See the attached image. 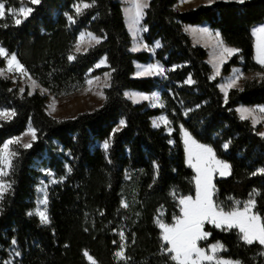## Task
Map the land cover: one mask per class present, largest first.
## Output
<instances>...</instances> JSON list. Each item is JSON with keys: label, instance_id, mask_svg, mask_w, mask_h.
Returning a JSON list of instances; mask_svg holds the SVG:
<instances>
[{"label": "trees", "instance_id": "trees-1", "mask_svg": "<svg viewBox=\"0 0 264 264\" xmlns=\"http://www.w3.org/2000/svg\"><path fill=\"white\" fill-rule=\"evenodd\" d=\"M81 1L91 6L77 15L73 6ZM0 2L5 8L33 9L19 25L7 13L0 19V45L48 93L68 95L83 87L87 77L109 71L102 102L65 118L47 113L46 95L21 93L12 80L0 76V109L15 113L0 120V148L27 125L35 131L30 147H13L9 187L0 199V264L13 240L20 254L16 264H177L156 218L162 210L163 222L172 224L179 216L178 198L195 193L180 127L229 165L227 176L213 180L217 207L241 209L236 202L254 194V211L264 222V175L259 174L264 169V135L259 133L261 124L255 126L237 110L239 105H264V80L246 79L225 97L212 78L207 49L193 43L184 29L185 24L207 23L238 49L221 74L235 65L243 72H262L264 66L254 59L251 29L264 21V0H214L185 10L174 7L177 0H149L142 24L147 29L144 41L160 42L153 57L145 50H130L131 36L117 0ZM81 31L100 42L75 51ZM102 56L106 66L93 68ZM153 60L163 66V76H134L135 62ZM128 89L160 90L162 105L134 103L125 95ZM160 113L166 115L171 134L152 124L151 118ZM102 142L108 143L107 149ZM42 166L62 178L49 190V225L31 213ZM203 230L209 235L200 247L219 242L221 257L264 264L262 245L247 244L237 228L205 223ZM121 249L124 256L118 259Z\"/></svg>", "mask_w": 264, "mask_h": 264}, {"label": "snow or ice", "instance_id": "snow-or-ice-1", "mask_svg": "<svg viewBox=\"0 0 264 264\" xmlns=\"http://www.w3.org/2000/svg\"><path fill=\"white\" fill-rule=\"evenodd\" d=\"M211 3V0H209ZM240 3H243L244 0H239ZM31 3L38 4L39 0H31ZM131 8L128 9L131 14V19L133 25H139L140 20L144 15V8L148 5L146 0H130ZM91 5L89 3H82L76 5L77 15L81 14L82 9H87ZM33 11L32 8L20 7L18 11L16 9L9 8L8 12L13 16H27ZM5 16V4L0 2V19ZM69 21H73L71 16L68 17ZM21 19H15V23L19 25ZM147 31V29H144ZM195 32L197 29H191ZM200 32L207 36H211L212 33L208 31L207 28L199 29ZM254 35L257 36V62L261 65H264V26H260L254 30ZM215 36L218 40L219 45L222 50L219 54L218 59L222 63L224 61L225 55L231 56L235 54L238 50L235 48L224 47L222 41H219V32L215 33ZM88 41L91 43L95 41L99 43V39L91 33L87 34ZM85 41V34H81L79 42L76 45L77 51H80L81 45ZM157 47L159 43L157 42ZM0 56L8 57L9 70L11 71L13 66L16 71L25 72L23 65L19 63L15 54L9 56L6 50L0 47ZM69 59H74L70 56ZM103 63V62H102ZM145 72L151 73L156 72L157 74H162L163 69L158 65L150 66L145 69ZM217 74H219V68H217ZM239 77H237L238 79ZM188 83H193L191 79L187 81ZM89 84L92 83L91 80L88 81ZM236 79H233L228 87L234 86ZM33 86L36 87V82L33 81ZM140 99H148L147 96H142ZM152 99L158 100V96H153ZM242 118H247L243 113H251L253 110L241 109ZM259 112L264 113V107L258 109ZM14 112L0 111V119H8L14 116ZM164 120V123L167 124L168 121ZM124 122L121 121V125ZM154 126H158L156 121H153ZM33 139H35V131L29 129ZM185 144L187 145L186 151L188 154V163L196 171L197 175L195 177L196 181V197L193 199L191 196L184 197L180 200L182 217L176 220V223L169 227L164 224H160V227L164 230L163 240L170 245L167 248V252L173 253L171 259L176 261L177 264H200L201 261L207 260L212 261L214 259L213 255H206L205 251L197 246V241L203 238H206L209 234L202 231V227L205 221L214 224L217 228L222 226H227V228H238L242 234V239L249 245L253 243H259L264 246V222L260 215L252 212V209L255 207V200L249 199L243 206V209L233 208L231 211H225L223 208H218L217 205L213 202L212 195L214 185L212 184V173L219 170L220 174L223 176L228 172L229 165L223 163L222 161L216 160L215 153L212 148L205 145L197 144L192 137L185 132ZM13 143H19V138L16 140H9L3 146V149H0V164L5 167H11V156H15L14 152H9V145ZM25 148L30 147L29 144L24 145ZM105 149L108 148V143L104 144ZM215 165L216 167H213ZM7 173L4 171V168H0V176H4ZM257 173H253L256 175ZM259 174L264 175V169L259 170ZM9 187L2 182H0V198L3 197L4 191ZM44 203H47L45 199ZM239 204V202H236ZM125 207L127 205H124ZM31 214V213H30ZM42 222H48V217L45 212H38ZM123 238V234H121ZM13 244L16 243L15 240L12 241ZM223 245L217 243L211 246V251L215 253L217 250L222 249ZM15 255H19V252H16ZM118 257L123 258L124 253L118 252L116 254ZM91 259V258H90ZM4 264H11L10 261L4 262ZM217 264H232L231 261L217 260ZM239 264V262H237Z\"/></svg>", "mask_w": 264, "mask_h": 264}, {"label": "rangeland", "instance_id": "rangeland-1", "mask_svg": "<svg viewBox=\"0 0 264 264\" xmlns=\"http://www.w3.org/2000/svg\"><path fill=\"white\" fill-rule=\"evenodd\" d=\"M21 7L28 8L26 6H21ZM9 8H11V7H9ZM9 8H5V14L6 13L9 14L10 16L13 17L14 20L17 19V18H19V19L24 18L23 16L17 17V16L11 15L8 12ZM19 8H12V9H16L18 11ZM260 26H264V21L262 23L256 24L253 27L254 29L252 31L253 38H254V59H255L256 62H257V59H256V56H257V48H256L257 36L254 35V30L257 29ZM187 33L188 34L191 33V29L190 28L187 29ZM215 33H217V32H213L211 36H203L202 35V36H200V38L198 37L199 38L198 40L203 44V47H205L207 49V53H208L207 62L210 64V66L212 68L211 75H212V77H215L218 80L219 88L222 91V93H224V95L227 94V92H228V90L230 88L242 85L243 81L246 80V79L257 78L259 80H264V71H262V72H260V71L243 72L242 69H236V71L234 73L232 72V73H230V74L228 73L226 75L221 74L222 64H220V60L218 59V57H219V54H220L222 48H221V46L218 43V40H217V38L215 36ZM81 34H85V41H84L83 45H88L87 47L93 45L92 43H94L95 41H92L90 43L88 41V38H87V34L88 33L84 32V31H81L78 34L77 40H76L75 43L79 42ZM219 41H222V44H223L224 47L234 48V47H232L230 45H227L222 40L221 36H219ZM136 45H137V42H135V39H134L131 48H135ZM0 47H2V46L0 45ZM2 48H4V47H2ZM75 50L77 51L76 48H75ZM80 51H82V50L80 49ZM6 52L9 54V56L14 54V53H9L7 50H6ZM0 59L3 60V65L0 66V76L6 77V78L12 80L13 85L15 87H17L18 90L21 93L24 92V91H28L29 93L40 92V93L46 95V101H45L46 111H47L48 114H50L51 116H53L55 118L73 117L74 115H76L79 112L92 110L93 108L97 107L103 100V97H104L103 89L108 85V82H109V71H105V72H102L101 74L87 77L83 87H81L80 89H78V90H76V91H74V92H72V93H70L68 95H65V96H54L53 94L48 93V91L46 89H44L38 83V81L36 79H34L26 70H25L24 73H22V72L16 71L15 67L13 66L12 70L10 71L9 70V65L7 63L8 57L0 56ZM102 62L106 64V60L105 59H103ZM140 66L141 65H139V62H135V70H134V72L135 71L136 72L137 71L138 72L141 71V69H140L141 67ZM150 66H153V65H150ZM217 68H219V74H217ZM136 77H142V76H136ZM237 77H239V78L237 79ZM233 79H236L235 85L232 86V87H228L229 83ZM89 80L92 81L91 84L88 83ZM33 81L36 82V85H37L36 87L33 86ZM135 91H138V90H136V89H128L126 91V93H125L126 97L129 98L134 103H139V102H142V101H146L148 106H150V107H155V106H161L162 105V102H161V99H160V90L152 91V92H150L147 95H139V94L135 93ZM154 95L158 96L159 99L158 100L152 99V97ZM142 96H147L148 99H140V97H142ZM261 107H264V105L252 106V107L250 106V107H247V108L240 107L239 114L242 116V112L240 111L241 109L253 110V111H251L250 114L249 113H243V115L247 116V118L250 119V121L255 126L258 125V124H261V127L259 129V133L264 135V113H261V112L258 111V109L261 108ZM0 111L11 112L10 110H7V109H0ZM162 117L163 116H153L151 118L152 124H153V121H156L158 127L159 126H163L164 129H165V132L167 134H171V132H172L171 126L169 125V123L165 124L164 120L161 119ZM163 118L166 119L165 117H163ZM0 120H2V119H0ZM29 129L34 130L30 125H27L26 129L21 134H19L17 136H13V137L8 138L7 140H5V142L3 143V145L1 146L0 149H3L4 144L6 142H8L9 140H16L17 138H19V143L10 144L9 145V152H14L13 151V147L15 145L24 146L25 144H29L30 141L33 139L31 133L29 132ZM185 132H187L189 134V132L186 129H184L183 127H180V136H181V140H182L183 147H184L185 161H186L187 165L190 166L189 163H188V154H187V151H186L187 145L185 144V136H184ZM192 139L195 140L193 137H192ZM171 142H172V140H171ZM104 144H105V142L101 143V145L103 147H104ZM197 144H201V145H205L207 147H210V146H208L206 144H202V143H199V142H197ZM11 158H12V156L10 157V159ZM215 158H216V160L222 161L221 159H219L216 156H215ZM222 162L228 165V163H226L225 161H222ZM213 167H216V166L213 165ZM0 168H4V171L8 174V170H9L8 167H5L4 165L0 164ZM192 170L194 171L195 193L191 197L193 199H195V197H196V181H195V177H196L197 173H196V171L193 168H192ZM229 170L230 169H228V172L225 175H223V176L220 174L219 170L214 171L212 173V184H213L214 177H216V176L225 177V176H227L229 174ZM40 172L41 173L38 176L36 184L34 186V203H35V205H34L33 209L31 210V213L33 215H35L40 220V222L43 225H49L50 224V217H49V212H48L49 190L54 184L61 182L62 178L57 177L55 172L53 170L47 168V167H43V166L40 167ZM7 174L4 175V176H0V182L4 183L6 185L9 184V182L7 180ZM7 189H8V187H7ZM213 195H214V189H213ZM213 195H212V199H213ZM188 196H190V195L180 196L178 198L179 216L174 219L172 224H170V225L165 224L163 222V220H162L163 211L162 210L159 211L158 216L156 218V223H157L158 227L160 228L162 240H163L164 230L160 227V224H164V225H167L169 227L173 226L176 223V220L178 218L182 217L181 208L183 206L181 205L180 200L182 198L188 197ZM253 198H254V194H252L245 201H242V202L238 201L239 204L240 203L242 204L241 210L243 209L244 204L249 199H253ZM45 199L47 200L46 204L44 203ZM239 204H237V205H239ZM38 212H45V214L48 217V222H46V223L42 222L41 219H40V216L37 214ZM252 212L257 214L254 211V208L252 209ZM205 223H209V222L205 221L204 224ZM204 224H203V226H204ZM210 224H212V223H210ZM212 225H214V224H212ZM202 231L205 232L203 230V227H202ZM238 231H239V229H238ZM239 233H240V231H239ZM121 234H123L122 231L120 232V236H121ZM240 236L242 238V234L241 233H240ZM121 238H122V236H121ZM203 239H200V240L197 241V246L198 247H200L199 246V242L202 241ZM122 242L124 243V235H123V238H122ZM163 242H165V241L163 240ZM214 244L207 245L206 247H200V248H202L205 251L206 255H213L214 256V259L212 261L204 260V261H201L200 264H217V260L231 261L232 264H237V262H239V261H236V260H232V259L221 257L220 253L224 250L223 248L219 249L215 253H213L211 251V246L214 245ZM219 244H221V243H219ZM167 246H168V248L170 247V245H168V244H167ZM262 247H263V254H264V246H262ZM8 250H9V256L5 260V262L6 261H10L11 264H16L17 259L20 257V254L18 256L15 255V253L18 252V247L16 246V244H12L8 248ZM118 252H122V249L119 250ZM172 255H174V254L172 253ZM117 258L121 259V257H118V256H117ZM89 260L91 261L90 258H89ZM239 264H241V263L239 262Z\"/></svg>", "mask_w": 264, "mask_h": 264}, {"label": "crops", "instance_id": "crops-1", "mask_svg": "<svg viewBox=\"0 0 264 264\" xmlns=\"http://www.w3.org/2000/svg\"><path fill=\"white\" fill-rule=\"evenodd\" d=\"M121 3V7H122V11H123V16H124V21H125V26L127 28V31L129 32L130 36H131V46H132V43L135 39V42H137V45L135 46V48H131L130 46V49L132 51H142V50H145L147 51L152 57L154 56V52L155 50L158 48L156 45H157V42L159 43L160 45V42L159 40H154L152 44H147L145 41H144V38H143V35H144V29H146V27L142 24V19L140 20V23L139 25H133L132 23V19H131V14L129 13L128 9L131 8V4H130V0H117ZM214 0H211V3L213 2ZM224 1H232V0H224ZM233 1H239V0H233ZM148 2L149 0H146V3L148 5ZM82 3H87V2H77L74 4L73 8L74 10L76 9V5L78 4H82ZM200 4H210L209 0H177V2L175 3L174 7L178 10H185V9H189V8H193V7H196L197 5H200ZM83 10V9H82ZM145 10V8H144ZM76 11V10H75ZM254 27V26H253ZM251 29V31H253V28ZM190 28V29H197V31L193 32L191 31V33H189L193 43L197 44V45H201L203 46V44L198 40L200 38V36H207L205 34H203L202 32L199 31V29H203V28H207L208 31L210 33H213V32H218L217 30L215 29H212L207 23H199V24H185L184 25V29L185 31L187 32V29ZM86 33H89L88 31H84ZM199 37V38H198ZM96 42L92 43L93 45L95 44ZM76 45L77 43H75V48H76ZM88 45H81V50L84 51L85 49H87ZM92 46V45H91ZM90 47V46H89ZM233 47V46H232ZM74 48V49H75ZM235 48V47H234ZM236 49V48H235ZM238 50V49H237ZM76 51V50H75ZM238 52V51H237ZM236 52V53H237ZM230 56H227L225 55V58H224V61L220 64H224L228 58ZM103 59H105L104 56H102L95 64H94V67L93 68H99V67H102V66H106L105 63H102ZM139 65H141L140 69L141 71H135L134 72V76H142V77H146V76H163L164 75V68L163 66L161 65V63L157 60H153V61H149V62H139ZM150 65H158L160 68L163 69V72L162 74H157L156 72H151V73H147L145 72V69L149 68ZM236 69H241L240 66H232L230 71H229V74L230 73H234L236 71ZM212 78H215V77H212ZM241 86V85H240ZM240 86H237V87H240ZM126 93V92H125ZM135 93L139 94V95H147L149 93H146V92H142V91H135ZM224 95V93H223ZM226 97V94L224 95ZM253 106H259V105H253ZM240 107H243V108H247V107H250L249 105H239L237 106V110L239 112V109ZM252 107V106H251ZM157 116H163L166 118V120L168 121L166 115L164 113H160L159 115ZM169 123V121H168ZM155 127H158V126H155ZM224 228H227V226H222ZM221 228V227H220ZM215 244L217 242H214ZM214 243H211V244H214ZM219 243V242H218ZM209 244V245H211ZM222 245V244H221ZM224 249V248H223Z\"/></svg>", "mask_w": 264, "mask_h": 264}]
</instances>
